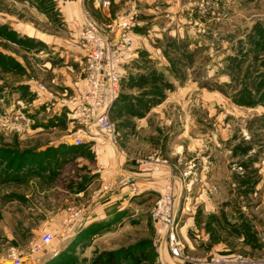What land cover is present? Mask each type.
<instances>
[{
  "label": "rangeland",
  "instance_id": "1",
  "mask_svg": "<svg viewBox=\"0 0 264 264\" xmlns=\"http://www.w3.org/2000/svg\"><path fill=\"white\" fill-rule=\"evenodd\" d=\"M179 1L177 9L168 15L162 12L163 8L157 9L161 22H157V30L154 27L152 34H161L162 40H154L156 42L151 45L155 49L160 45L170 66L168 73L164 70L154 72V75H162V83L172 85V89L165 88L163 94L174 90L172 95L180 98L170 111L176 121L175 129L183 128L178 117L184 118L183 114L187 113L192 119L187 124L188 133L193 132L194 139L198 135L208 137L202 144L195 141L193 152L179 161L178 183L183 185L179 187L178 198L174 194V215L184 258H168L163 248L165 238L157 234L150 215L145 214L143 219L129 218L130 227L121 233L108 232L104 226L75 245L71 243L75 234L65 236L54 231L50 233L52 242L34 256L27 251L21 264H49L66 255L67 251L68 258L61 257L60 264H92L97 253L126 246L132 250V256L139 259L133 264H194L198 259H209L224 252L253 257L264 252V83L259 93L253 91L252 105L236 103L238 92L246 86L255 89L264 80V49L251 43V40L257 41L256 27L264 30V0ZM185 1L190 5L188 2L184 6L186 3L181 2ZM115 2L118 5H112L114 14L126 2L139 16L137 0ZM52 5V0H0V52L22 66L14 71L0 66V145L16 139L21 147L33 146L34 142L45 139L42 136V140L39 137L20 139L5 131L13 127L15 120L21 119L20 115L33 111L27 103L31 94L29 87H25L28 80L34 79L31 84L40 83L46 87L47 76L42 68L46 59L43 56L47 52L49 57L54 46H46L38 38L42 37L41 33L58 34L57 13ZM47 6L51 7V12ZM44 17L52 24L47 25L49 21ZM16 23L24 24L26 29L30 26L38 30L39 33H30L37 37L29 39L17 35V43L6 40L7 36L10 39L12 24ZM164 35L179 39L187 36V39ZM154 60L150 59V65L157 63ZM185 65L193 68L189 69L190 76L187 74V85L175 90L185 79L182 69ZM151 84L149 80L139 89L120 87L119 93L123 90L131 97ZM115 108L110 118L121 130L133 115L117 116ZM189 163L194 167L186 177L183 172ZM208 175L211 177L207 178ZM61 178L64 183L65 177ZM185 178H194V185L190 186L188 181L186 184L190 191L185 190ZM205 183L211 188L208 195L203 194ZM29 185L25 181L0 185V256L3 255L0 264H11L5 255L7 248L13 246L2 232L3 227L11 228V224L18 222L22 229L37 227L42 219L40 212L52 210L55 205L53 193L39 194L37 189L40 188ZM99 222L107 224L106 221ZM43 234L19 233L14 235L13 241L22 244L20 249L24 251L27 242Z\"/></svg>",
  "mask_w": 264,
  "mask_h": 264
},
{
  "label": "crops",
  "instance_id": "2",
  "mask_svg": "<svg viewBox=\"0 0 264 264\" xmlns=\"http://www.w3.org/2000/svg\"><path fill=\"white\" fill-rule=\"evenodd\" d=\"M57 1L52 0V7L57 13L58 34L41 33L42 37L38 38L46 46H54L50 50L49 57L46 56L47 52L43 56L46 59L42 68L47 76L45 80L47 91L40 100L34 97L29 104L33 109L40 104L44 105L45 115L33 113L34 115L29 116L28 111L27 114L24 113L25 116L20 115L21 119L17 121L14 119L13 128L5 132L20 139L27 138V140L44 137L43 142H34L33 146L27 145L29 148H36L37 151L51 147L57 148L61 145H75L74 138L78 137L82 139L83 144L88 145L90 153L89 156L79 154L72 161L65 163L59 168L55 178H31L27 181L31 188H40L37 189L39 194L47 196L53 193L55 205L52 206L53 211L49 208L43 209V212L38 211L42 213V219L37 227L22 229L19 222L14 225L10 223L11 228L3 227L2 232L18 249L23 245L13 241L14 235L24 232L45 234L57 231L69 236L91 223L106 221L109 225L106 228L109 229L108 232L121 233L130 227L129 218L143 219L145 214H149L154 201L167 184L173 185L175 197L178 198L181 192L179 187L183 185L178 183L181 175L179 161L183 156L193 152L195 141L202 144L208 139L204 135H198L194 139L193 132L188 133L187 124L192 119L187 113L183 114L184 118L178 117L183 130L175 129L176 121L172 118L170 111L172 105L177 102V98L178 100L180 98L172 95L174 90L164 92L163 98L142 116L130 118L122 115L123 118L129 117V120L127 119L129 123L126 122L121 130L116 128L110 118L113 105L108 115L115 126L113 135H108L97 127H91L87 135L81 127L72 123L69 113L70 105L82 93L81 91L87 88L83 68L85 54L80 47L81 30L87 25L100 27L128 6L124 2L119 7L118 13L114 14L112 5H118L115 2L117 0H111L108 10L103 8L101 0H71L63 4ZM137 1L140 13L137 19L139 26L132 34V54L123 66L120 87L124 89L128 86L137 88L133 83L127 85L129 78L131 80L141 77L149 78L151 73H160L163 70L168 73L167 68L170 66L165 61L160 45H156V49L151 45L156 42L154 40L159 42L162 40L161 34H152V32L154 27L157 30V22H161V14L157 13V9L163 8L162 12L167 14L176 10L180 4L179 0ZM188 2L181 3H186L184 6H187ZM147 13L149 17L145 16ZM44 19L49 21L47 25L52 24L48 18L44 17ZM28 27L26 29L21 23L12 24V30L18 36L29 39H33L31 38L33 36L37 37L33 34L39 31ZM59 31L63 32L62 35ZM170 36L173 39L177 38L174 35ZM180 39L186 40L187 36ZM150 59H155L157 63L150 65ZM182 69L185 73V82L183 81L182 87L179 86L175 90L183 89L187 85V74L189 73L190 76L189 69L193 68L192 65L189 68L185 65ZM32 81L34 79L28 80L27 85L29 86ZM142 89H145V86ZM121 93L125 91L122 90ZM154 161L159 162L155 167L152 164ZM61 176L65 177L64 183ZM187 181L192 186L194 178L188 180L185 178V190L190 191V187L186 185ZM205 184L206 189L203 194L208 195L211 188L207 183ZM12 197L16 196L13 194ZM32 242H27L25 250L20 249L21 252L27 254ZM112 247L115 248V246ZM163 248L168 258H173L166 243ZM1 256L0 259L3 258Z\"/></svg>",
  "mask_w": 264,
  "mask_h": 264
},
{
  "label": "built area",
  "instance_id": "3",
  "mask_svg": "<svg viewBox=\"0 0 264 264\" xmlns=\"http://www.w3.org/2000/svg\"><path fill=\"white\" fill-rule=\"evenodd\" d=\"M71 0H58L61 4ZM111 0H101L103 8L109 9ZM138 12L134 7L123 9L109 22L100 27L84 26L81 30L80 47L84 50V79L87 88L72 101L69 113L72 123L81 127L89 134L91 127H97L102 132L113 135L115 126L109 119V113L119 95L123 66L129 61L133 51L132 30L139 26ZM33 84V86H32ZM29 84V90L38 99L47 89L40 83ZM74 144L82 145L81 138L75 137ZM159 162L154 161L153 167ZM194 167L193 163L186 166L183 174L186 176ZM134 189V188H133ZM174 189L167 184L154 201L149 215L155 224L157 234L165 238L169 253L173 258H184L183 247L178 238V224L174 215ZM53 240L50 233L41 235L34 240L28 249L34 256ZM26 254L15 246H9L6 258L11 264H21ZM194 264H264V252L253 257L245 254L224 252L209 259H198Z\"/></svg>",
  "mask_w": 264,
  "mask_h": 264
},
{
  "label": "trees",
  "instance_id": "4",
  "mask_svg": "<svg viewBox=\"0 0 264 264\" xmlns=\"http://www.w3.org/2000/svg\"><path fill=\"white\" fill-rule=\"evenodd\" d=\"M49 12L51 11V7L47 6ZM11 30V29H10ZM255 36L257 41L254 42L251 40V43L256 48L264 49V30L261 27H256ZM10 39L8 36L6 40H9L11 43H17L15 40L18 39L17 33L11 30ZM24 41V40H22ZM180 61V60H179ZM0 66L3 68H8L17 70L22 67L19 62L12 58L11 56L2 54L0 52ZM14 67V68H13ZM20 70V69H18ZM151 77V78H150ZM149 78H139L137 80H131L129 78L128 84H134L138 88L142 85H147L148 81L151 80V85L149 88L143 89L138 94L129 97L128 94L119 93L116 102L114 103L115 112L117 116L122 115H133L135 117L142 116L145 112H147L153 105L158 103L164 96L163 90L165 88L172 89V85H167L162 83L161 80L162 75H154V72L150 75ZM153 80V81H152ZM161 82H158L160 81ZM158 82V83H157ZM162 83V84H161ZM264 83V80H261L260 84L254 88H249L246 86L243 90L238 92L236 103L239 105H252L253 103L250 101L253 100V91L256 93L260 92V86ZM122 85V80H121ZM164 85V86H162ZM257 85V84H256ZM26 85L25 87H27ZM29 87V86H28ZM27 93V92H26ZM36 98L34 94H30L27 99V103H31L32 99ZM245 97V98H244ZM130 100H133L131 103ZM127 101V102H126ZM125 102V103H124ZM134 107H136L137 111H135ZM32 113L29 116H32L33 113L39 114L42 113L45 115V107L44 105H38L34 109H32ZM24 113V111H23ZM34 115V114H33ZM13 128V127H12ZM11 128V129H12ZM88 145H61L57 148H47L43 151H37L36 148H29L27 146L21 147L20 143L14 139V141L10 144L0 145V185L9 184V183H20L22 181L27 182L31 178H55L58 175V170L65 163L72 161L77 155L84 154L89 156ZM13 195V194H12ZM23 199V198H21ZM101 222L91 223L85 227H83L80 231L75 233L72 242L74 245L80 242H83L90 235L95 234L102 230V227L109 225L102 224ZM68 251L66 255L60 256L58 259L49 264H60L61 257L68 258ZM63 254V253H62ZM61 255V254H60ZM125 261V262H124ZM134 261H139V259L134 258L132 256V250H129V247H120L117 250H109L102 251L96 254L93 259L92 264H124L126 262L133 264ZM124 262V263H123Z\"/></svg>",
  "mask_w": 264,
  "mask_h": 264
}]
</instances>
